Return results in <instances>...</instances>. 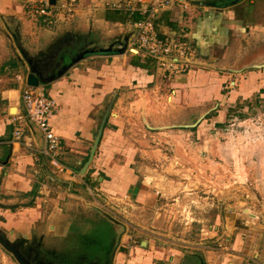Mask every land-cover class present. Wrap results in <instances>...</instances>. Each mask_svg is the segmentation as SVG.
<instances>
[{"label": "crops", "instance_id": "0c3cea01", "mask_svg": "<svg viewBox=\"0 0 264 264\" xmlns=\"http://www.w3.org/2000/svg\"><path fill=\"white\" fill-rule=\"evenodd\" d=\"M118 1L123 0H77L74 16L66 18L64 12L33 16L26 10L27 0H0V234L23 252L18 244L27 242L30 258L36 262L43 256L39 254L66 240L73 228L85 229L75 223L78 211L83 214L80 219L92 221L88 231L100 219L109 220L107 213L123 221L138 214V219L147 221L148 210L159 205L156 195L163 193L159 189L167 190L155 183L161 177L158 167L169 156L164 151L181 132L157 131L174 122L164 123L149 113L153 107L146 97L157 92L150 85L156 70L146 67L143 53L133 55L138 63L128 62L134 26L131 21L107 17L115 11L110 4ZM260 6L264 7V0H174L162 10L157 19L159 33L189 40L196 49L195 60L201 62L174 77L171 92L184 90L193 97L221 92L226 82L235 79L239 88L229 91V101L234 102L238 95L245 98L262 87V70L237 75L221 71L239 67L232 63L240 55L245 54L242 60L248 66L257 62L251 57V46L243 43L258 28L252 14ZM102 30L116 42L123 41L120 44L126 49L122 45L95 48L72 62L79 47ZM80 32L91 39L69 47L68 39ZM53 51L59 58L52 68L55 72L49 73L37 61ZM32 67L52 77L40 85L58 104L51 127L62 142L58 161L65 172L42 153L46 141L32 123L23 124L21 139L13 135L12 118L24 111L21 91ZM122 86L130 91H121ZM136 93L139 100L131 101ZM225 109L218 110L211 120L214 124L223 121ZM244 218L238 213H226L224 219L219 216L225 223L221 229L215 226L209 236L217 237L216 247L207 245L208 241L167 244L148 228L136 235L119 224H113L108 246L112 249L121 235L113 264H264V225L240 229L236 222L241 219L246 225ZM231 234L234 239L228 247ZM0 264H18L1 244Z\"/></svg>", "mask_w": 264, "mask_h": 264}, {"label": "rangeland", "instance_id": "374dc122", "mask_svg": "<svg viewBox=\"0 0 264 264\" xmlns=\"http://www.w3.org/2000/svg\"><path fill=\"white\" fill-rule=\"evenodd\" d=\"M64 15L66 18L74 16L70 17L65 13ZM252 18L258 28L251 38H248L249 42L243 44L251 46V57L257 62L248 66L247 62L242 60L245 54L240 55L232 63L238 64L239 67L236 68H240V71L233 72L229 68H223L221 71L224 73L237 75L245 74L247 71L259 73V70H262L261 73L264 74V7H258ZM94 36L96 37L91 39L80 32L78 37L68 39L70 41L68 46L74 47L76 42H79L80 46L81 40L91 39L90 43L79 47V53L87 52L90 55L92 49L118 48L122 45L120 43H123L121 40L116 42L106 30L98 31ZM70 52L67 50L68 55ZM127 52L128 62L140 61L133 56L137 52L131 51L130 48ZM40 57L42 59L37 61L38 65L49 73H54L52 68L56 58H59V53L53 51ZM233 59V57L228 58L227 62ZM254 64H262V66ZM238 78L241 80V77ZM173 79L156 72L155 79L150 85L157 87V92L146 97L153 107L149 113L154 114L153 116H157L164 123L174 122L170 127L160 126L157 131L175 129L181 132L175 144L168 146L169 149L164 151L169 156L163 159L158 167L161 177L159 176L155 183L167 190L159 189L163 191L156 195L159 196V205L148 210L150 219L147 218V221L138 219L136 217L138 214L132 215L134 217L130 221L116 218L127 224L136 235L142 231L140 230L142 228L150 229V233L157 236L159 242L193 244L208 241L207 245L216 247L219 245V242L215 241L217 237L209 236L215 226L221 229L225 223L219 219L221 215L223 219L226 213H238L239 216L245 217L243 221L246 225L241 223V219L236 222L240 229L246 227L251 230L258 228V224L264 225V85L247 94V97L238 95L234 102H230L229 91L239 88V85H236L238 80L232 79V83L226 82L227 86L224 85L221 92L196 93L193 97L192 94L184 93V90L171 92L172 87L169 84ZM260 83L264 84V80H260ZM126 88L128 87L122 86L121 91H130ZM210 95L209 99H204ZM116 96L118 99L117 93ZM139 96V93L133 94L130 100L137 101ZM221 108H226L224 111L226 116L222 122L214 124L211 120L218 116V110ZM187 133L191 134L189 139ZM77 213L75 223L81 224L85 229L90 228L92 221L80 219L83 214L79 215V211ZM118 228L120 230V227ZM85 229L79 231V238L73 237L75 241L73 244L69 245L68 242L63 241L54 245L59 255L73 256L78 247L79 256L85 254L87 248L81 246L82 235H86ZM251 233L250 231L249 235ZM140 238L137 237L136 240ZM233 239L234 234H231L225 245L229 247ZM18 245L24 251L31 247L27 242H20ZM88 253L86 252L87 255ZM39 255L44 256L45 253ZM43 262V259H39L37 263L44 264Z\"/></svg>", "mask_w": 264, "mask_h": 264}, {"label": "built area", "instance_id": "2783aa9c", "mask_svg": "<svg viewBox=\"0 0 264 264\" xmlns=\"http://www.w3.org/2000/svg\"><path fill=\"white\" fill-rule=\"evenodd\" d=\"M174 0H123L113 2L110 8L138 14L140 18L133 22L134 36L130 50L143 53L154 60L155 70L168 78H174L190 70L196 59L195 47L184 37L163 36L159 33L157 19ZM77 0H65L58 5L51 0H27L26 10L33 16L52 17L55 12H64L68 16L75 13ZM24 111L13 116V135L21 139L25 128L23 124L32 123L43 135L46 143L42 153L60 172L66 168L60 165L58 157L63 148L60 137L51 127V119L57 111L58 104L50 97L44 86L25 84L21 91Z\"/></svg>", "mask_w": 264, "mask_h": 264}, {"label": "flooded vegetation", "instance_id": "af4514ba", "mask_svg": "<svg viewBox=\"0 0 264 264\" xmlns=\"http://www.w3.org/2000/svg\"><path fill=\"white\" fill-rule=\"evenodd\" d=\"M81 232V231H80ZM86 235H82V244L81 246L84 248H87L85 251L89 252L88 255L83 254L82 256H79V247L75 250L73 256H61L57 252L58 250H55V248H52V250L45 253L44 256L40 257L44 260V264H103V251L101 248H104L101 244L99 247L95 246L96 238L92 234L89 233L88 230L85 231ZM79 238V228H73L71 230V233L69 234L68 238L64 240L65 242H68L69 245L73 244L75 241L73 237ZM106 247V246H105ZM30 247L27 249V251H22L25 257L30 260L33 264H39L36 261H34L32 258H30ZM108 250H111V246L107 247ZM40 259V260H41Z\"/></svg>", "mask_w": 264, "mask_h": 264}, {"label": "water", "instance_id": "95a60500", "mask_svg": "<svg viewBox=\"0 0 264 264\" xmlns=\"http://www.w3.org/2000/svg\"><path fill=\"white\" fill-rule=\"evenodd\" d=\"M55 1L56 0H51V2L53 4H55ZM126 47H123L122 50H125ZM121 51V49L119 50ZM87 54V52H81V53H78L76 58H74L72 60V62H75L83 57H85V55ZM194 64H201L200 61L198 60H194L193 61ZM70 64L66 65L65 68H67ZM256 66H262V64H254ZM243 69V68H242ZM241 69V70H242ZM230 71H233V72H238L240 71V68L237 69V68H230L229 69ZM60 73V72H59ZM50 79H52V77H44L41 72L39 71V69L37 67H32L31 68V71L27 74V82L28 84H31V85H35V86H38L40 85L41 83H45L47 81H49ZM150 128H157L156 126H150L148 125ZM171 125H168V127H170ZM108 219L115 223V224H119L123 227L124 231L126 230L127 228V225L123 222H121L120 220H118L117 218H115L114 216H112L111 214L107 213L106 214ZM120 240H121V235L120 237L117 239V242L115 244V246L111 249L110 253L108 254L109 255V258L104 262V264H113V261H114V257H115V253H116V250L120 244ZM0 244L3 246V248L11 253L14 258L17 260V262L19 264H33L30 260H28L25 255L23 254V252L21 250H19V248L15 245V244H12L11 242H9L7 240V238H5L3 235L0 234Z\"/></svg>", "mask_w": 264, "mask_h": 264}, {"label": "trees", "instance_id": "16d2710c", "mask_svg": "<svg viewBox=\"0 0 264 264\" xmlns=\"http://www.w3.org/2000/svg\"><path fill=\"white\" fill-rule=\"evenodd\" d=\"M109 20H116L121 22L131 21L132 23L137 21L140 16L136 13L130 14L123 10H115L113 13L107 16ZM143 63L146 65L147 68L150 70L155 69L154 60L148 56L143 58ZM112 222L106 219H100L96 222V226L89 231L90 234L95 236L96 243L95 246L99 247L100 244L104 247L101 248L103 251V259L102 262L104 263L106 258L108 257V245H109V235L112 229ZM106 246V247H105Z\"/></svg>", "mask_w": 264, "mask_h": 264}]
</instances>
